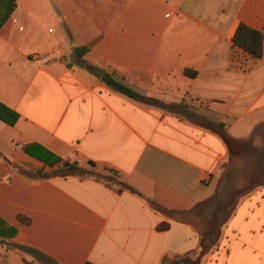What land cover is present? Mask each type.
I'll return each mask as SVG.
<instances>
[{"label": "crops", "instance_id": "0c3cea01", "mask_svg": "<svg viewBox=\"0 0 264 264\" xmlns=\"http://www.w3.org/2000/svg\"><path fill=\"white\" fill-rule=\"evenodd\" d=\"M16 3L0 28V102L20 115L15 125L0 118V264H163L167 254L198 255L200 231L179 215L211 198L230 156L193 119L224 123L238 139L264 124V53L252 59L232 41L240 23L264 34V0ZM88 45L80 58L75 48ZM105 74L187 108L136 102L111 90ZM28 147H41L40 156ZM46 151L114 169L142 197L91 176L41 178L51 169ZM202 264H264V188L238 203Z\"/></svg>", "mask_w": 264, "mask_h": 264}, {"label": "trees", "instance_id": "16d2710c", "mask_svg": "<svg viewBox=\"0 0 264 264\" xmlns=\"http://www.w3.org/2000/svg\"><path fill=\"white\" fill-rule=\"evenodd\" d=\"M16 2L17 0H0V28L16 10ZM232 41L235 48L242 50V52L250 58L259 60L263 57L264 34L262 31L254 29L244 23H240ZM91 47L92 45L76 47L75 50L78 52V56L82 58L91 50ZM185 74L188 77H195L198 73L193 69H186ZM103 80L111 90L136 102L177 114L185 112L187 108L186 104L183 102L179 104L167 103L160 99L143 95L132 87L126 85L124 82L116 80L110 74H105ZM0 118L10 125H15L20 119V115L0 102ZM193 120L197 125L216 133L224 141L228 148L230 158H241L250 154L254 149L252 140L238 139L228 134L224 129V123L217 124L200 116H194ZM38 148L41 149V147ZM38 148L28 147L25 151L30 156H40L37 150ZM44 161L51 169L49 171L39 172L38 176L41 178L88 175L103 181L107 186L114 188L117 192L127 190L142 197V194L133 186L122 180L120 173L114 169H109V175H106L104 173L83 168L78 162L63 160L49 151H46ZM90 165L94 170H97L96 163L91 162ZM261 167L262 168L259 171L249 176V181L242 187L231 189L225 199H218V194H215L209 199V201H212V209L209 216H204V214L201 215L206 224V228L200 233V252L198 255L167 254L163 259V264H202L203 260L210 254L214 247L218 245L223 233V228L227 221L234 215L240 199L253 193L258 188H264V164ZM147 202H149L154 208L161 209L160 205L154 203V201ZM20 219L25 223L29 222V219L25 217L21 216ZM169 226V223L164 222L159 225L158 229L161 231L167 230ZM14 247L24 253L38 252L37 250L24 245H14Z\"/></svg>", "mask_w": 264, "mask_h": 264}, {"label": "rangeland", "instance_id": "374dc122", "mask_svg": "<svg viewBox=\"0 0 264 264\" xmlns=\"http://www.w3.org/2000/svg\"><path fill=\"white\" fill-rule=\"evenodd\" d=\"M240 137L248 139L249 135H241ZM249 139L253 141V151L241 158H230L226 164H223V170L215 180V192L211 197L218 194V199H225L231 189L242 187L249 181V176L251 174L256 173L262 168L261 166L264 164V124L257 128ZM96 169L97 170H94L93 168L92 171L109 175V172L100 170L99 167ZM243 198H241L240 201ZM209 199L203 203L191 206V208L179 215L180 218L190 222L200 233L206 228V224L201 215L204 214V216H209L212 209V201H209ZM27 257H33L35 260L45 263L40 257L30 254H27Z\"/></svg>", "mask_w": 264, "mask_h": 264}]
</instances>
